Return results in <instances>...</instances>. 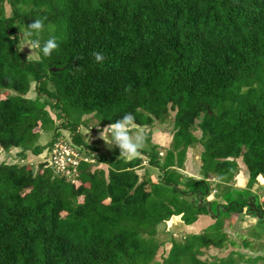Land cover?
<instances>
[{
	"label": "trees",
	"instance_id": "1",
	"mask_svg": "<svg viewBox=\"0 0 264 264\" xmlns=\"http://www.w3.org/2000/svg\"><path fill=\"white\" fill-rule=\"evenodd\" d=\"M35 19L44 20L41 43L54 36L59 47L27 62L20 31ZM94 52L105 61L97 63ZM63 106L101 128L133 113L147 137L140 155L127 159L116 148L106 156L83 145L79 127L70 129L57 110ZM165 125L168 147L154 141L156 126ZM48 128L51 140L39 145ZM59 141L89 159L75 177L48 161ZM197 146L200 179L189 176L184 190L167 170L182 172ZM13 149L26 161L0 162V264H204L189 244L150 247L138 229L155 239L172 216L191 225L212 193L224 210L248 211L250 198L264 210L256 188L264 178V0H0V155ZM239 159L247 180L237 178ZM168 188L192 199L191 219L167 207ZM224 188L243 192L222 197ZM195 237L203 258L211 247L219 253L236 245ZM167 242L169 252L155 261ZM258 258L231 252L214 264Z\"/></svg>",
	"mask_w": 264,
	"mask_h": 264
},
{
	"label": "rangeland",
	"instance_id": "2",
	"mask_svg": "<svg viewBox=\"0 0 264 264\" xmlns=\"http://www.w3.org/2000/svg\"><path fill=\"white\" fill-rule=\"evenodd\" d=\"M8 15V12H7ZM23 44L24 42L21 43V48H23ZM28 48L25 47L24 50L22 51L24 53V56L26 57L28 54ZM31 93L28 94L27 97L29 98H35L36 94L34 93V84L31 85ZM50 110V109H49ZM49 115L51 117V119L55 120V122L58 123H62L61 120H57L54 113L51 111H49ZM60 110L62 113V117L64 118V120H66L67 118V125L70 127V129L73 126H78L79 127V131H78V135H80L81 140L83 141V145L91 148L94 147L96 149L99 150L100 153L108 156V155H112L114 150H116V147H109L106 142L102 139V137L100 136V132L102 131V129L104 127H99L96 124V121H89L88 120V116L86 115H82L80 112L76 111L78 109H73V108H68L66 106L61 107ZM56 124V125H57ZM59 125V124H58ZM158 129H163L165 132L170 131L171 126L170 125H165L164 127H159L156 126ZM89 128V129H88ZM157 128L155 130H157ZM61 133L63 136H65L68 140L70 139V133L69 130L66 131L64 129H61ZM54 130L52 128H48L44 133H42L40 139H39V145H44L46 144L48 141L51 140L52 136H53V132ZM196 135L199 137L200 133L197 131ZM110 139V137H109ZM19 151L18 149H13L10 152H6L0 155V162L4 161L7 164H15V163H20L23 164L26 160H23L20 158L19 155ZM196 151H202V148L200 146L196 147ZM191 152V151H190ZM163 155L165 154V152H162ZM189 153V151H188ZM187 153V155H188ZM29 156V158H33V156L31 154H27ZM162 155V154H161ZM186 155V162L191 160L193 161L194 157H195V153L191 152L189 153V157H187ZM28 158V162H32L30 161ZM34 160V159H33ZM239 161V165H240V172L242 173V176H245L244 174H246L245 169L243 167L242 164H240V159ZM33 162H40L39 159L38 160H34ZM92 163L90 164L91 166H97V164H95L93 161H91ZM185 162V163H186ZM161 166H163L162 162H160ZM195 166V165H194ZM186 167L188 168V166L186 165ZM182 169L184 170L183 172L177 170V171H171V170H167V177H172V179H174L179 185H182V189L187 190L186 187H189V182H188V177L186 173H189L190 175H198L197 172L194 173V170L190 171L188 169L184 168V165L182 167ZM145 170H149L152 176L156 175V171L158 170H153V169H145ZM186 170V171H185ZM189 171V172H188ZM186 172V173H185ZM239 172V173H240ZM139 174H143L142 171L138 172ZM158 173V172H157ZM175 173V175H173ZM158 176V175H157ZM160 177H163V172L159 174ZM247 177V176H246ZM246 177H241L246 179ZM198 178V177H197ZM162 179V178H161ZM161 179H158L159 182L161 181ZM259 181L261 184L264 185V178H259ZM209 190H213L215 189V184L211 182H209ZM232 183H236V180H233ZM241 183V182H238ZM215 185V186H214ZM259 187L260 190V185H257L256 188ZM164 188V187H163ZM262 189L257 190V195L258 197V201L257 203H262V201H264V187H261ZM249 189V186L247 184V190ZM220 190V189H219ZM168 194L164 195L167 203L169 204L167 207L168 208H173L174 211L176 210V212L178 211H185L184 212V218H188L191 219L192 216H190L191 214H193V211H197L196 209H193L192 206L190 205V202L192 201V199L183 197L181 195H179L177 192H172L171 188H168L167 190ZM243 191H239V193L234 192V190H230L227 188L222 189L219 193V195H221L222 197H228L230 195V197H232V195L235 193V195L238 194H242ZM259 192V193H258ZM245 194V193H244ZM220 199H222L219 196ZM261 200V202H260ZM263 204V203H262ZM229 206V205H228ZM199 207V205H198ZM217 212H219V215L217 214ZM221 213V214H220ZM250 214H248L247 210H241L238 212L237 211H233L232 210H223L221 209V212L218 210L217 205H213L211 210L209 211L207 210H203L201 212V214H199V217H203L206 218L204 220V223H201V225L198 228H195V234L192 235H185L184 232H176V233H171L167 227V222H164L162 224H160L157 228V235L155 237V239H151L149 238V236L146 235L147 231L143 228H139L138 230L141 231L142 235L145 237L146 239V244L150 247H154L156 246L157 242H164V241H169V242H174L177 246H179L182 250V248H185L188 244H189V250L190 253H193L195 255H197V259L199 262H203L204 264H214L217 262L216 259H214V256H217V258H226L231 252H240L241 254H244L246 256L251 257V259H253L256 256H262L264 258V220H258L255 219V217L253 216H249ZM172 217H178V216H172ZM171 217V218H172ZM170 218V219H171ZM170 221V220H169ZM133 222V221H131ZM170 224V223H169ZM173 225V223L171 224V226ZM170 227V226H169ZM172 228V227H171ZM198 231V232H196ZM232 233V235H231ZM205 236V237H209L214 239L215 241L222 238L223 240H225V244L231 241H235L234 246H227V248L225 249V251H221L218 253L217 249L211 247L210 249H208V251L206 252L204 258L200 256V254H198V250H199V246H200V242L197 241V238L195 236ZM173 236V237H172ZM233 236V237H232ZM230 239V240H229ZM245 240H248L249 242V246L246 245L244 243ZM167 242L165 243V250L164 253L162 254L163 250H159V253L157 254V256L155 257V261H161V258L166 256V254L169 252L170 248H171V244ZM200 251V250H199ZM162 254V255H161ZM190 258V256H189ZM263 258H258V260H252L251 262L253 264H264V259ZM182 263L187 261L185 259L181 260Z\"/></svg>",
	"mask_w": 264,
	"mask_h": 264
},
{
	"label": "clouds",
	"instance_id": "3",
	"mask_svg": "<svg viewBox=\"0 0 264 264\" xmlns=\"http://www.w3.org/2000/svg\"><path fill=\"white\" fill-rule=\"evenodd\" d=\"M44 30V20L35 19L27 25L25 30L20 31L22 34L21 40L24 41L21 51L25 47L29 50L26 56L27 62L40 61L41 54L43 57H48L59 47L54 36H50L47 40H44L43 44L41 43V34ZM93 56L97 63L105 61V56L101 52H94ZM76 59L79 60L81 57H77ZM137 129L135 115L129 112L115 122L106 125L100 132V136L110 148L115 146L119 149L120 155H123L127 159H132L140 155L147 138L143 130Z\"/></svg>",
	"mask_w": 264,
	"mask_h": 264
},
{
	"label": "crops",
	"instance_id": "4",
	"mask_svg": "<svg viewBox=\"0 0 264 264\" xmlns=\"http://www.w3.org/2000/svg\"><path fill=\"white\" fill-rule=\"evenodd\" d=\"M161 130V129H160ZM171 139H172V136L171 135H169L168 134V132H165L164 130H161L157 135L155 134L154 135V141L158 144V145H160V146H163V147H168L169 145H170V143H171ZM198 147V146H197ZM196 150V148H193V149H189L188 151H189V153H191V152H193V153H195L196 155H195V157H194V159H193V161H192V159L191 160H189V161H185L186 163H184V168L185 169H188L189 171H190V169L191 170H194V173L195 172H197V174L198 175H190L189 173H186L187 174V176H191V177H194V178H199L200 179V167H201V153H202V151H196V152H194ZM191 151V152H190ZM188 153V152H187ZM189 153H188V155H187V157H189ZM186 165L188 166V168L186 167ZM195 165V166H194ZM184 170H182V172H183ZM186 171V170H185ZM188 171V172H189ZM141 172V171H140ZM142 173H143V171H142ZM242 173L240 172V174L238 175V177L237 178H241V177H246L247 175H245V176H242L241 175ZM247 178L248 177H246V179H244V178H242V179H244V180H247ZM238 183V182H237ZM258 184L262 187V186H264L263 184H261L260 183V181H259V179H258ZM237 186H239V187H237V188H243L245 185L243 184V183H238V185ZM206 201H207V203H209V204H211V206H212V203L213 202H216L217 204H218V206H217V208H218V210L219 211H221V209H223L224 210V208L222 207L223 205H225V202L223 201V199H220V198H215V196H214V193H212V194H210L207 198H206ZM210 206V207H211ZM225 211V210H224ZM239 211H241V210H239ZM250 216V215H249ZM251 216H253V215H251ZM253 217H255V216H253ZM206 218H203V217H199L198 218V220L196 221V222H194L193 224H191V225H186L182 220H181V216H178V217H172L171 219H169L168 221H167V227H168V229H169V231L171 232V233H176V232H184L185 233V235L187 234V235H192V234H195V228H198L200 225H201V223H204V220H205ZM255 219H257L256 217H255ZM170 223V224H169ZM173 223V225L171 226V224ZM170 226V227H169ZM172 227V228H171ZM196 232H198V231H196ZM231 235H232V233H231ZM233 237V236H232ZM235 252V251H234Z\"/></svg>",
	"mask_w": 264,
	"mask_h": 264
},
{
	"label": "built area",
	"instance_id": "5",
	"mask_svg": "<svg viewBox=\"0 0 264 264\" xmlns=\"http://www.w3.org/2000/svg\"><path fill=\"white\" fill-rule=\"evenodd\" d=\"M81 152L74 147L59 141L54 144L48 154V161L56 172L68 178L75 177L80 162H89L88 158H82ZM92 162H90L91 164Z\"/></svg>",
	"mask_w": 264,
	"mask_h": 264
},
{
	"label": "water",
	"instance_id": "6",
	"mask_svg": "<svg viewBox=\"0 0 264 264\" xmlns=\"http://www.w3.org/2000/svg\"><path fill=\"white\" fill-rule=\"evenodd\" d=\"M52 72H56L59 69L56 68H51L50 69ZM247 206L249 207L248 214L255 216L257 219H263L264 220V210L259 209L255 204H254V199H249ZM208 210H211V207L209 205ZM219 215V212H217Z\"/></svg>",
	"mask_w": 264,
	"mask_h": 264
}]
</instances>
